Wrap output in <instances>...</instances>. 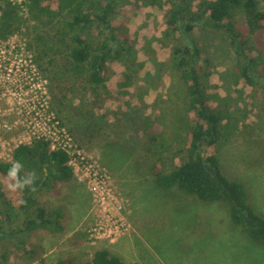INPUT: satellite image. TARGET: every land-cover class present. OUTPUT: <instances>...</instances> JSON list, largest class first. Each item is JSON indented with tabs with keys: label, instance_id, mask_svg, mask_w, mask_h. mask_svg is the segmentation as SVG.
I'll return each mask as SVG.
<instances>
[{
	"label": "rangeland",
	"instance_id": "obj_1",
	"mask_svg": "<svg viewBox=\"0 0 264 264\" xmlns=\"http://www.w3.org/2000/svg\"><path fill=\"white\" fill-rule=\"evenodd\" d=\"M140 16L147 19L146 13L130 15L128 26L139 29ZM235 18L241 20V15L235 14ZM32 24L35 22L18 30L14 42L25 44L29 50L38 69L31 82L45 90L48 114L53 120L49 122L43 115L42 119L16 115L7 111L11 99L0 97V158L9 160L16 146L31 140L36 132L29 121L37 122L55 133L58 143L68 151L71 162L67 164L73 179L43 194L44 204L60 208L61 229L52 226L30 233L33 253H15V264H37L42 260L44 264H55L58 256L84 261L102 248L126 263L264 264V243L256 244L234 226L227 207L202 203L177 189L163 191L150 177L154 153L161 154L163 169L169 171L175 164L176 149L185 142L188 103L168 57L175 39L161 37L163 45L154 46L165 50H161L166 57L162 66L152 58L136 63L137 48L122 54L113 70L120 73L125 68L131 75L133 90L92 93L65 76L57 77L58 86L51 84L50 77L63 65L65 48L57 33L60 25L37 22L42 40L36 41ZM150 25L155 28L154 22ZM191 36L201 56L208 60L202 63L210 71L212 83L219 84V91L228 96L231 91L224 74L234 68L236 61L229 42L210 28H195ZM256 44L264 54L262 37L257 36ZM51 85L57 86L54 95ZM127 97L137 102L117 105ZM213 97L224 112L232 113L230 133L218 146L221 169L229 179L245 186L249 205L264 218L263 90L258 88L255 97L248 100L233 95V108L222 94ZM251 101L254 104L249 107ZM155 120L161 124L156 145L149 140Z\"/></svg>",
	"mask_w": 264,
	"mask_h": 264
},
{
	"label": "trees",
	"instance_id": "obj_2",
	"mask_svg": "<svg viewBox=\"0 0 264 264\" xmlns=\"http://www.w3.org/2000/svg\"><path fill=\"white\" fill-rule=\"evenodd\" d=\"M1 1L2 37L35 22L32 33L40 41L37 22L60 25L57 33L65 50L62 68L50 77L52 85H59L57 77L65 76L77 80L92 93L121 89L128 93L134 88L129 83L131 75L125 68L120 73L113 70L122 54L137 48L140 50L136 63L152 58L162 66L166 57L161 50H165L154 46L163 45L161 37H173L175 43L168 57L188 103L185 142L176 149L175 164L169 171H164L165 162L155 152L149 167L150 177L163 191L177 189L202 203H220L227 207L234 226L240 227L256 244L264 243V218L249 205L245 186L229 179L221 169L218 146L230 133L228 123L232 113L224 112L213 97L216 93L222 94L232 108L235 94L248 100L255 97L259 88L264 98V54L256 44L257 36L264 42V0H28V17L19 14L10 2ZM136 13H146L147 18L139 17L142 21L139 29L128 26L130 15ZM235 14L241 15V20ZM153 22L155 28L150 27ZM195 28H210L222 35L236 55L234 68L224 74L231 91L228 96L219 91V84L212 83L210 71L203 67L202 62L208 60L201 56L191 36ZM52 85L49 88L54 95L58 85ZM123 102L135 104L137 101L127 97L117 105ZM253 104L251 101L249 107ZM260 106L264 109V100ZM159 125L157 120L152 122L153 134L149 140L154 145L160 142ZM68 158L63 149L52 150L45 139L35 138L31 143L19 144L12 152L11 161L0 160V264H15V253L20 252L22 256L33 253L30 233L52 226L55 230L61 229L60 208L44 204L43 194L73 179ZM16 163L20 167L13 177L9 172ZM70 240L77 243L75 238ZM37 264H44V260ZM55 264L137 263H126L102 248L84 261L58 256Z\"/></svg>",
	"mask_w": 264,
	"mask_h": 264
},
{
	"label": "built area",
	"instance_id": "obj_3",
	"mask_svg": "<svg viewBox=\"0 0 264 264\" xmlns=\"http://www.w3.org/2000/svg\"><path fill=\"white\" fill-rule=\"evenodd\" d=\"M6 1L15 5L18 8L19 14L22 16L27 17L29 15L27 6L28 0ZM2 7L3 2L0 0V22ZM16 33H18V31H14L5 37L0 36V90L2 91L0 97L11 99H8L7 111L13 112L14 114L16 113V115L19 116L25 115L31 118L32 115H34L35 118L38 117L41 119L45 117L47 121L52 122L53 116L48 114V106L45 102V90H41L40 86H35L31 82L33 79L32 77L38 75V69L25 44L14 42L17 36ZM43 83L46 82L44 81ZM29 125L35 130L36 134L33 135L31 140L23 143H31L35 138H43L49 143L52 150L63 149L68 154V151L58 143L55 133L46 131L45 128L40 126L37 122L33 123L29 121ZM12 152L9 160L1 158L0 160L11 161ZM70 162L71 160L68 162L69 165ZM93 189L94 193L98 191L95 187H93Z\"/></svg>",
	"mask_w": 264,
	"mask_h": 264
},
{
	"label": "clouds",
	"instance_id": "obj_4",
	"mask_svg": "<svg viewBox=\"0 0 264 264\" xmlns=\"http://www.w3.org/2000/svg\"><path fill=\"white\" fill-rule=\"evenodd\" d=\"M20 165L19 163H16L13 168L10 170L9 175L15 177L16 172L18 171Z\"/></svg>",
	"mask_w": 264,
	"mask_h": 264
},
{
	"label": "crops",
	"instance_id": "obj_5",
	"mask_svg": "<svg viewBox=\"0 0 264 264\" xmlns=\"http://www.w3.org/2000/svg\"><path fill=\"white\" fill-rule=\"evenodd\" d=\"M133 263H136V262H133Z\"/></svg>",
	"mask_w": 264,
	"mask_h": 264
}]
</instances>
